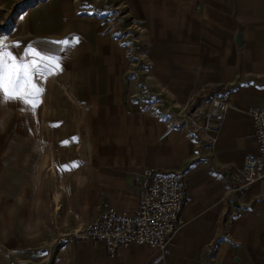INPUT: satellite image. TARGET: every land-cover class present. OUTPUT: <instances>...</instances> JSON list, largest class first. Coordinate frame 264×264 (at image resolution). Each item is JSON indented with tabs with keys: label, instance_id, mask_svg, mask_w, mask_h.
<instances>
[{
	"label": "crops",
	"instance_id": "crops-1",
	"mask_svg": "<svg viewBox=\"0 0 264 264\" xmlns=\"http://www.w3.org/2000/svg\"><path fill=\"white\" fill-rule=\"evenodd\" d=\"M227 9L222 34L231 51L218 72L200 84L202 89L212 82L217 89L200 111L215 95L229 99L215 140L137 113L123 125L121 136L114 134L112 147L106 143V127L99 126V143L82 160L81 173L54 172L43 146L30 164L25 157L4 165L0 264H264V177L232 190L245 154L255 152L246 110L264 107V0H230ZM215 27L212 47L218 44ZM148 167L185 174L181 221L162 249L131 244L110 256L99 241L69 235L55 242L105 207L134 210ZM8 181L16 184L7 187Z\"/></svg>",
	"mask_w": 264,
	"mask_h": 264
},
{
	"label": "rangeland",
	"instance_id": "rangeland-1",
	"mask_svg": "<svg viewBox=\"0 0 264 264\" xmlns=\"http://www.w3.org/2000/svg\"><path fill=\"white\" fill-rule=\"evenodd\" d=\"M228 3L0 0V40L7 50L18 60H31L27 50L32 47L60 64L58 72L34 77L44 89L34 110L19 102L0 104V173L18 159L26 157L30 164L42 146L54 172L64 173L58 165L76 162L79 166L69 171L81 173L82 160L99 143V126L106 127V143L112 147L137 113L189 129L188 118L214 94L215 83L204 90L200 84L218 72L231 51L222 34ZM215 25L218 44L212 47ZM72 38L78 42L60 43ZM198 92L202 97L184 106ZM27 126L36 130L29 132Z\"/></svg>",
	"mask_w": 264,
	"mask_h": 264
},
{
	"label": "built area",
	"instance_id": "built-area-1",
	"mask_svg": "<svg viewBox=\"0 0 264 264\" xmlns=\"http://www.w3.org/2000/svg\"><path fill=\"white\" fill-rule=\"evenodd\" d=\"M228 106L226 95L213 96L205 109L188 118V128L203 133L213 142ZM246 114L253 127L255 152L245 154L237 178L239 184L232 190L264 177V107H250ZM184 176L183 172H162L154 167L144 169L139 201L134 210L105 207L81 227L60 235L55 242H63L69 235L79 240L99 241L110 256L118 248L131 244L162 249L181 221Z\"/></svg>",
	"mask_w": 264,
	"mask_h": 264
},
{
	"label": "snow or ice",
	"instance_id": "snow-or-ice-1",
	"mask_svg": "<svg viewBox=\"0 0 264 264\" xmlns=\"http://www.w3.org/2000/svg\"><path fill=\"white\" fill-rule=\"evenodd\" d=\"M77 38L63 40L60 43L68 45L77 43ZM27 55L31 60L17 59L7 50L0 40V104L19 102L34 110L40 103L39 97L44 91L34 83V77L51 75L60 70L59 60L56 57L41 55L35 48L29 47ZM44 62L43 64L41 62ZM75 139V138H73ZM62 143L67 144V141ZM79 165L76 162L70 165H58V170H72Z\"/></svg>",
	"mask_w": 264,
	"mask_h": 264
},
{
	"label": "trees",
	"instance_id": "trees-1",
	"mask_svg": "<svg viewBox=\"0 0 264 264\" xmlns=\"http://www.w3.org/2000/svg\"><path fill=\"white\" fill-rule=\"evenodd\" d=\"M216 90H217L216 88H213L212 89L213 93H215ZM202 95H203L202 92H198L197 94H195L194 97L192 98V100L189 102L188 107H190L191 105L196 103L202 97Z\"/></svg>",
	"mask_w": 264,
	"mask_h": 264
},
{
	"label": "water",
	"instance_id": "water-1",
	"mask_svg": "<svg viewBox=\"0 0 264 264\" xmlns=\"http://www.w3.org/2000/svg\"><path fill=\"white\" fill-rule=\"evenodd\" d=\"M236 42L239 43V35H236Z\"/></svg>",
	"mask_w": 264,
	"mask_h": 264
}]
</instances>
